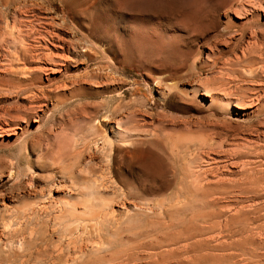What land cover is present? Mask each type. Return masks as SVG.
Returning a JSON list of instances; mask_svg holds the SVG:
<instances>
[{"label":"rangeland","instance_id":"1","mask_svg":"<svg viewBox=\"0 0 264 264\" xmlns=\"http://www.w3.org/2000/svg\"><path fill=\"white\" fill-rule=\"evenodd\" d=\"M170 1L0 0V264H264V0Z\"/></svg>","mask_w":264,"mask_h":264},{"label":"bare ground","instance_id":"2","mask_svg":"<svg viewBox=\"0 0 264 264\" xmlns=\"http://www.w3.org/2000/svg\"><path fill=\"white\" fill-rule=\"evenodd\" d=\"M64 1V0H63ZM67 1V0H66ZM194 1V0H193ZM238 1H240V0H238ZM237 1V2H238ZM245 0H243V1H240L239 3L240 4H242L243 5V2H244ZM248 1V0H247ZM77 2V1H76ZM167 3H168V1H166ZM166 2H164L165 4H166ZM172 0L169 2V4H168V8H170L169 6L170 5H173L172 3ZM242 2V3H241ZM250 2H251V0H250ZM255 2V1H254ZM256 2H262V1H256ZM173 3H174V0H173ZM175 3H176V0H175ZM178 3V2H177ZM251 3H253V1L251 2ZM251 3H248V4H251ZM79 4V3H78ZM254 5H255V3H253ZM257 4V3H256ZM263 4V2L261 3V6H260V9H262L261 7L263 6L262 5ZM1 5V4H0ZM175 5V4H174ZM241 5V6H242ZM252 5V4H251ZM250 5V6H251ZM258 5H259V3L257 4V6L255 5V7H258ZM80 6V5H79ZM75 7V6H74ZM173 7V6H172ZM172 7H171V10H172ZM252 7V6H251ZM250 7V8H251ZM166 8V7H165ZM243 8V7H242ZM249 8V9H250ZM252 8H254V7H252ZM259 8V7H258ZM263 8H264V6H263ZM179 11H181V13H182V15H183V17L186 19V20H189V21H195V22H201L208 14H209V9L208 8H205V7H202V6H200V4H196V8H194V9H192V10H186L185 8H184V6L183 5H180L179 6ZM249 9H247V10H249ZM167 10H169V9H167ZM167 10H165V11H167ZM241 11V10H240ZM246 11V10H245ZM250 11V10H249ZM249 11H248V13H249ZM252 11V10H251ZM259 11V10H258ZM263 11H264V9H263ZM84 11H82V13H83ZM162 12V11H161ZM242 12V11H241ZM243 12H244V10H243ZM242 12V13H243ZM255 12H257V10H256V8H254V11H253V14L255 13ZM78 13V12H77ZM164 13V12H163ZM169 13H170V11H169ZM172 13V12H171ZM170 13V14H171ZM245 13H247V12H245ZM251 13V12H250ZM259 13H260V11H259ZM84 14H85V12H84ZM162 14V13H161ZM177 14V13H176ZM252 14V13H251ZM159 15V14H158ZM162 15H165V14H162ZM167 15V14H166ZM169 15V14H168ZM177 15H179V14H177ZM182 15H180V16H182ZM176 16V15H175ZM215 16V15H214ZM159 17V16H158ZM169 17V16H168ZM256 17V16H255ZM255 17H253L254 19H255ZM257 17H258V14H257ZM170 18H171V16H170ZM169 18V19H170ZM173 18V17H172ZM171 18V19H172ZM180 18V17H179ZM171 19H170V21H171ZM174 19V18H173ZM254 19H252V20H254ZM176 20V19H175ZM169 21V22H170ZM177 21H178V18H177ZM181 21V20H180ZM256 21V20H255ZM254 21V22H255ZM259 21V20H258ZM166 23H167V21H165ZM176 22V21H175ZM172 24V21L170 22V25ZM168 25H169V23H168ZM172 25H174V24H172ZM186 25V24H185ZM178 26V25H177ZM172 27V26H171ZM258 27H259V25H258ZM40 30V29H39ZM36 32V31H35ZM254 33V32H253ZM257 33V32H256ZM149 34V33H148ZM36 35V34H35ZM52 36V35H51ZM36 37V36H35ZM40 38V37H39ZM52 40V39H51ZM46 41V40H45ZM76 41V40H75ZM49 42V41H48ZM78 42V41H77ZM6 44V43H5ZM45 44H46V42H45ZM79 44V43H78ZM131 45V44H130ZM147 45V44H146ZM190 45V44H189ZM37 46V45H36ZM170 47V46H169ZM140 47H138L137 48V50L139 49ZM150 48V47H149ZM38 49V48H37ZM152 49V54H153V56H158L157 58H160V55H158L157 53H160L161 54V52L163 53V52H165V50H164V48H161V46H157V45H154L153 46V48H151ZM28 50V49H27ZM30 50V49H29ZM73 51H75V49H73ZM167 48H166V53H167ZM172 51V50H171ZM263 51V50H262ZM69 52V51H68ZM132 52V51H131ZM173 52V51H172ZM171 52V53H172ZM78 53V52H77ZM166 53H164L165 54V56L166 55H168L169 56V58H170V56L171 55H169L170 54V52H168L167 54ZM32 54V53H31ZM30 54V55H31ZM36 54V53H35ZM40 54V53H39ZM135 54V53H134ZM151 54V53H150ZM156 54V55H155ZM176 54V53H175ZM24 55V54H23ZM33 56V55H32ZM98 56V55H97ZM25 57V56H24ZM23 57V58H24ZM30 57V56H29ZM47 57H48V59L47 60H49V63L50 64H52L53 66L54 65H56V59L54 58V57H52V54H50V52H48V54H47ZM95 57V56H94ZM39 58H41V57H39ZM43 58H44V56H43ZM99 58V57H98ZM164 58V57H163ZM174 58H176V57H174ZM35 59V58H34ZM129 59H131V58H129ZM171 59V58H170ZM169 59V60H170ZM133 60V59H132ZM156 60V59H155ZM160 60V59H159ZM165 60V59H164ZM245 60V59H244ZM38 61V60H37ZM163 62V61H162ZM165 63L162 65V67L164 66L165 67ZM167 67V66H166ZM29 72V71H28ZM236 79V78H235ZM16 85V84H15ZM225 86V85H224ZM237 89H235V91H236ZM233 91V90H232ZM226 93H228V91L226 92ZM259 93V92H258ZM223 94V93H222ZM229 95V94H228ZM241 95V94H240ZM237 96V95H236ZM261 97V96H260ZM258 98H259V96H258ZM244 104H245V102H244ZM261 110V109H260ZM11 122H12V120H11ZM13 123V122H12ZM260 123V122H259ZM7 124V123H6ZM11 124V123H10ZM8 125V124H7ZM9 126V125H8ZM198 148V147H197ZM259 154H260V152H259ZM258 155V154H257ZM185 156V155H184ZM206 162V161H205ZM245 162V161H244ZM208 164H210V161H209V163ZM207 164V165H208ZM206 165V164H205ZM201 168V167H200ZM205 169V168H204ZM250 169V168H249ZM252 169H253V167H252ZM254 169H255V167H254ZM256 169H258V168H256ZM260 169V168H259ZM15 170V169H14ZM207 170V169H206ZM205 170V171H206ZM263 170V169H262ZM203 171V170H202ZM204 171V172H205ZM253 171V170H252ZM251 171V172H252ZM256 171V170H255ZM264 171V170H263ZM262 171V172H263ZM203 172H201V175H203L202 174ZM207 173H208V171H207ZM257 173V172H256ZM259 173V172H258ZM205 174H206V172H205ZM249 174V173H248ZM200 175V176H201ZM263 175V174H262ZM261 176V175H260ZM202 178H204V177H202ZM257 178V177H256ZM261 178H262V176H261ZM197 179H199V178H197ZM263 179V178H262ZM204 180V179H203ZM219 184V183H218ZM209 185V184H208ZM235 185V184H234ZM203 189V188H202ZM201 190V189H200ZM257 190V189H256ZM180 191V190H179ZM258 191V190H257ZM205 192V191H204ZM212 192V191H211ZM198 196V195H197ZM178 197V196H177ZM203 198V197H202ZM208 198V197H207ZM211 202V201H210ZM211 203H213V201L211 202ZM210 203V204H211ZM214 203H216V201L214 202ZM212 210V209H211ZM199 217V216H198ZM198 219V218H197ZM178 223V222H177ZM212 224V223H211ZM204 230V229H203ZM226 230V229H225ZM207 232V231H206ZM71 243V242H70ZM38 250V249H37ZM32 260V259H31Z\"/></svg>","mask_w":264,"mask_h":264}]
</instances>
